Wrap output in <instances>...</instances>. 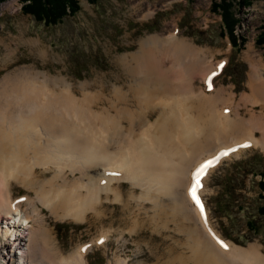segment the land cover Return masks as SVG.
Returning a JSON list of instances; mask_svg holds the SVG:
<instances>
[{
  "label": "bare ground",
  "instance_id": "1",
  "mask_svg": "<svg viewBox=\"0 0 264 264\" xmlns=\"http://www.w3.org/2000/svg\"><path fill=\"white\" fill-rule=\"evenodd\" d=\"M174 28L142 39L139 50L118 57L124 77L107 98L90 91L88 82L76 86L65 77L29 69L0 81V264L7 248L14 251L6 264H88L89 246L71 256L59 251L40 207L57 220L85 222L88 212L101 216L104 201L129 200L151 206L183 238L182 253L169 264H264L259 245L243 248L221 236L203 198L207 178L221 162L252 146L264 149V115L247 118L240 111L251 103L264 108L262 65L250 59V94L226 112L223 106L234 98L226 88L210 96L194 88L200 77L207 87L211 78L213 91L222 62L216 65L210 50ZM209 161L213 166L199 193L205 224L188 191L193 173ZM123 182L132 186L128 194ZM15 184L35 197L15 199ZM23 202L36 211L28 212ZM110 233H102L97 243ZM213 234L229 245L227 252Z\"/></svg>",
  "mask_w": 264,
  "mask_h": 264
},
{
  "label": "rangeland",
  "instance_id": "2",
  "mask_svg": "<svg viewBox=\"0 0 264 264\" xmlns=\"http://www.w3.org/2000/svg\"><path fill=\"white\" fill-rule=\"evenodd\" d=\"M75 1L79 10L68 13L50 27L23 14L22 0L1 2L0 81L11 72L29 69L52 77H65L76 86L88 82L93 85L90 91L110 97L112 86L124 77L118 57L134 53L139 50L142 39L164 35L174 30L175 25L195 46L210 50L207 54L216 65L222 62L223 67L213 80V91L201 77L195 81L194 88L209 96L226 88L228 95L234 96L223 106L226 112L233 103L239 104L243 95L250 94L251 60L254 64L260 61L263 68L260 72L264 75V48L256 43L264 26V0ZM224 1L231 5L236 22L233 36L238 46L235 48L230 43L232 37L223 29L220 12L212 9L214 4ZM76 96H80L79 93ZM106 103L100 105L106 106ZM240 111L247 118L254 112L264 115L260 104L242 105ZM260 172H264V149L252 146L240 157L221 162L208 176L203 198L209 208L210 221L224 239L243 248L257 244L264 251V216L257 212L262 204L257 186ZM131 188L130 183H122L125 194L131 192ZM12 191L17 200L33 199L36 195L18 184ZM135 191L137 195L138 190ZM134 201H104L98 211L101 216L88 212L85 222L57 220L49 210L39 207L64 256L90 247L85 254L88 264H118L115 259L121 258L126 264H169L182 253L183 238L175 226L156 215L151 206L141 207ZM22 204L28 212L36 211L26 202ZM249 221L251 230L247 226ZM104 232H111L110 238L103 244L97 243ZM13 251L14 248H7L3 252L6 260L1 264H6L10 258L7 254Z\"/></svg>",
  "mask_w": 264,
  "mask_h": 264
},
{
  "label": "trees",
  "instance_id": "3",
  "mask_svg": "<svg viewBox=\"0 0 264 264\" xmlns=\"http://www.w3.org/2000/svg\"><path fill=\"white\" fill-rule=\"evenodd\" d=\"M3 0H0V4ZM24 5L21 7V12L25 15L29 14L34 17L35 21L45 24L46 27L53 26L55 23L58 24L63 20L68 13L74 14L79 10V5L75 0H22ZM230 4L224 2L216 3L212 6V9L220 12L221 21L224 24L223 29H225L228 36H231L233 41L230 43L233 48L238 46L236 42V37L233 36L234 27H236V22L233 19V13L230 9ZM230 38V37H229ZM257 45L264 48V26L261 28L260 34L257 36ZM261 180L257 183L259 187V197L262 199V204L258 206L257 212L263 217L264 216V172H260ZM247 226H252V223L247 222ZM252 227H250V230Z\"/></svg>",
  "mask_w": 264,
  "mask_h": 264
},
{
  "label": "snow or ice",
  "instance_id": "4",
  "mask_svg": "<svg viewBox=\"0 0 264 264\" xmlns=\"http://www.w3.org/2000/svg\"><path fill=\"white\" fill-rule=\"evenodd\" d=\"M213 75H215V73H213ZM208 87H209V89H211V87H212L211 78L209 79ZM242 147H248V145H242ZM232 151H236V149H232ZM221 155L222 156H227L228 152H222ZM212 166H213V161H209V162L201 165L193 173V182H192V184H191V186L189 188V191H188V194H189L191 200L193 201L195 207L199 210L200 216L203 218L205 224L208 223V218L206 216L205 206H204V204L202 202V199H201V196H200L199 193H200V191L203 188V183H202L203 177L207 173V170L209 168H211ZM213 239L216 240V243L224 251L227 252L229 250V245L225 241H223L220 238L216 237L215 234H213ZM102 242L103 241H101V243Z\"/></svg>",
  "mask_w": 264,
  "mask_h": 264
}]
</instances>
